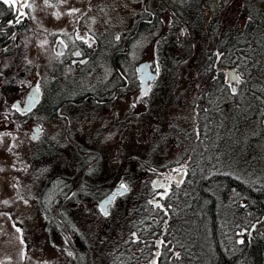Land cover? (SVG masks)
Segmentation results:
<instances>
[{"label": "rangeland", "instance_id": "obj_1", "mask_svg": "<svg viewBox=\"0 0 264 264\" xmlns=\"http://www.w3.org/2000/svg\"><path fill=\"white\" fill-rule=\"evenodd\" d=\"M146 1L148 7L159 4V0H28L23 6L29 13L27 30L0 46V264H187L189 255L195 256L193 264H206L211 233L228 252L240 247L237 236L242 233L236 226L246 215L237 211V204L252 226L256 223L250 205L239 196L244 191L223 188L225 177H237L253 191L264 189V0H192L184 16L182 2L169 0L178 17L172 28L165 18L155 28L137 27L134 20ZM163 1L162 5L167 3ZM79 7L92 11L85 15L72 11ZM51 10L60 13L53 16ZM76 13L84 27L77 34L105 25V62L97 60L93 68L105 72L109 86L120 68L131 92L75 126L44 123L37 110L26 116L14 102L22 100L30 86H38L41 75L48 76L39 59L45 31L53 24L70 25ZM70 27L62 28L66 37L74 32ZM116 35L124 40V58H114ZM143 59H152L158 70L154 91L145 100L151 101L152 118L134 115L135 69ZM231 68L238 82L228 78ZM68 72L61 83L69 79ZM95 75L81 84H96ZM200 96L204 100L197 108L194 100ZM34 124L43 127L47 145L30 137ZM179 161L191 165L187 179L151 212L148 164L165 168ZM85 171L87 179L99 183L90 189L91 202L56 197ZM119 181L129 192L104 216L98 198ZM204 193L209 196L202 197ZM208 197L216 213L214 229L205 216ZM55 201L60 216L45 211ZM198 220L202 236L196 231ZM70 223L89 242L88 263L85 252L80 253L84 260H75L60 234ZM158 225L162 233L149 248L140 235ZM199 237L204 251L195 249Z\"/></svg>", "mask_w": 264, "mask_h": 264}, {"label": "flooded vegetation", "instance_id": "obj_2", "mask_svg": "<svg viewBox=\"0 0 264 264\" xmlns=\"http://www.w3.org/2000/svg\"><path fill=\"white\" fill-rule=\"evenodd\" d=\"M0 1L3 2V0ZM27 1L28 0H16V5H13L11 2L9 4H5V8L8 11H0V13L7 14L11 18L14 17L16 19V23L17 21H25L27 20L29 13H27V10H25L23 6H25ZM166 1L167 3L162 5V2L164 1L159 0V4L157 7L150 5L148 7L146 1V3L142 5L144 10L141 9L139 15L134 20V23L138 25L137 27L153 26L152 28H155L158 24H160V22H163L165 18L167 27L172 28L173 24L175 23V20L178 19V17L174 13L175 9L173 3L168 2L169 0ZM178 1L175 0V2ZM180 2H182L181 9L182 15L184 16L186 15V12L190 10V2L192 4L194 3L192 2V0H180ZM91 7L94 8L95 6L91 5ZM79 8L81 10H79ZM79 8V11H76L78 14L85 15L86 13H88L87 10L89 8ZM92 8L89 9V11H92ZM198 9H202V7L198 5ZM51 11L54 13L53 16H55L56 14L59 15L60 13L56 10ZM77 13L76 20L70 23L71 27L69 29H72V31H74L73 34L70 35V37H66L65 34H63L62 32V28L70 26L67 24L60 23L61 25L59 26L53 24L50 29L45 31V44L39 49V59L40 61H43H41V70H44L45 73H48V76L46 74L41 75L40 77H42V79L38 83V86H30V88L35 87L39 95V99L35 107H33V109H31L30 111H24L19 108H16L18 109V111H22L24 115L28 116L32 114L35 110H37L39 116L41 117V120L44 121V123L53 122V125L58 126L67 124L75 126L78 120L82 119L83 117L86 118L91 117L94 114L99 115L103 113V110L105 111V109L109 108L110 103H116L117 99L122 98L123 94L127 96L128 92H131L129 86L125 83L122 74L123 72L120 68H117L115 70L112 79L114 84L111 86H109L108 82H106L104 79L105 72L100 71V68H93L97 60L105 62V43L108 41L107 36L105 38V25L97 26L95 28V31L86 29L85 32H83L82 34H77L78 30H84L83 26H79L80 21L78 20L79 15L77 16ZM30 16H32L31 13ZM11 18L10 21L7 22V25L14 24ZM184 18L186 19V17ZM186 21H189L188 17ZM59 27L61 28V30L59 29ZM27 28L28 22L23 32L26 31ZM130 37L131 36H129L128 38ZM234 37L235 36L231 37V43H234ZM126 40L129 41V39L125 38V41ZM114 41V45L117 46L114 52V58H124L125 52L121 51V49L123 50V46L121 45L124 40L121 38L118 39L116 35ZM59 58L60 60L62 59L64 61L62 63L57 62V64H55V62L53 61H57V59ZM141 61H151L150 69L152 72L156 73L155 77L152 80L147 81V86L143 89L141 88V78L137 70V65ZM141 61L137 63L135 69V77L138 81V85L137 93L134 100V106L138 110H136L137 112L134 111L136 112L134 115L142 116L145 114H149V117L152 118L155 116V114L151 113L150 115L149 104L151 103V101L149 103L145 100L147 98L146 96L154 91V83L158 77V70L156 66L153 65L152 59H143ZM48 63H51L49 69L47 68V66H45ZM47 69L48 71L46 72ZM67 70L69 71L68 74H72L69 75L70 77L69 79H66V82L61 83L62 77L66 74L65 71ZM94 75L96 77V84H93L94 82L91 81L93 80ZM84 78L85 81L87 80V82L89 81V79H91L90 81L93 83H88L86 85L81 84V81ZM46 80H48L49 82V84L47 85ZM239 80L240 79L238 78L236 82H238ZM232 87H234L233 84ZM111 93L113 94L112 96H110ZM23 99L24 97L22 98V100L19 99L17 101L22 103ZM203 100L204 99L201 96L198 97L196 100H194V105L197 106V108L200 107V102ZM40 127L41 133L37 141L43 139V141H41V144L45 146L47 145L44 141L46 135L43 136V127ZM91 137L92 139H98L96 135H91ZM56 148L57 147H55V149ZM148 166H150L148 170L150 172V188L152 191V196L151 198H149V200L151 202L152 207L157 209L159 208L160 203L166 197V195H170L174 191V189L179 188L181 185L184 184L185 180L187 179L188 170L191 165L189 166V164H185L184 166V163L182 161H179L173 162L165 168L159 167L155 164H148ZM187 166L189 167L187 168ZM87 173L88 172L86 171L84 172V179L81 177L80 180H77L76 176L73 182L69 183L67 181L68 190H65L62 193H58L56 197L60 199L67 197V200L70 199L71 202L74 201L75 203L91 202V199L93 197L92 192L90 193V189L92 190L94 187L99 185V183L95 184L94 180L91 181V178L87 179L85 177V175H88ZM61 177L63 176L60 174V178ZM65 178L69 179V177ZM61 179H59V184L62 182ZM122 184L127 189L126 193H128L130 188L123 181H119L117 182V184L113 185L108 191H106V193L105 191H103L104 193L99 196L97 206L98 209L100 208L99 210L102 211V214L104 216L108 212L105 213V211H103L99 206L100 199L107 195L109 192H111L114 187L121 186ZM124 192H116L114 194L112 202L108 205V209L112 206V204L116 202V200L120 198L121 195H123ZM68 226V229H70V231L65 230V233L61 231L60 234L66 240V244L70 252L73 253L74 256H76L77 253L80 251L79 249H81V247H79L80 245L77 242L83 240L82 242L84 243V245L81 243V245L83 246V253H86H84L86 255V258H90L88 254L92 255V251L89 248L90 245L89 242L86 240V236L80 233L81 231L77 228L78 226H74V224L71 223L68 224ZM68 233H70L72 238L76 237L75 242H73L72 244L68 243L67 238L65 236L68 235ZM157 251L158 249L155 250V253H157ZM88 262L89 260L86 263Z\"/></svg>", "mask_w": 264, "mask_h": 264}, {"label": "trees", "instance_id": "obj_3", "mask_svg": "<svg viewBox=\"0 0 264 264\" xmlns=\"http://www.w3.org/2000/svg\"><path fill=\"white\" fill-rule=\"evenodd\" d=\"M249 9L250 7L248 6V10ZM0 11H3V12L8 11L5 8V3L1 1H0ZM1 14L3 13H0V15ZM10 18L11 17L8 16L7 14H3L0 16V46L7 43L11 38L17 36L19 33L23 32L24 28L27 26V20L16 23V19L14 17L11 18L14 24L7 25L8 24L7 22L10 21ZM236 178L231 179V178L225 177L226 184L223 190H225V188H227L228 186L229 187L236 186L237 188H240V191H244L243 194H240L239 196H241L243 200H245V202H247L248 205H250L249 210L250 212L253 211L254 213L253 217H255L257 221H255L256 223L254 224V227H252V224L250 222L251 218L247 216V213H245L246 211L244 212L243 207L240 204H237V207H238L237 211L238 210L242 211L241 214H243V217H245L246 215V219L242 217L244 219V222H242L240 225H239L240 222H238L236 226V229L240 230V232L242 233V235L240 234L241 236L240 235L237 236L238 238H240L239 241H241L240 247L236 249V251L234 252H228V250L223 248L222 245L220 244L219 240L216 237L217 234L211 233L209 237L211 240V242L209 243L210 248L208 250L205 248L206 249L205 252L207 253L206 254L207 255L206 264H239L238 261H241L242 258L246 259V263L244 264H264V189H262V191L261 189H259L258 191L255 189L253 191L252 186L247 187L248 185L245 184L244 181H242L239 178L237 179ZM201 196L207 197L209 195L204 193ZM207 201H209V204H207V207L205 209V216L208 217L207 219L209 221V225L211 226L210 228L214 229L215 222H217L216 217H215L216 213L212 208V199L208 197ZM55 202L56 203H53L51 205V208L49 207L47 210L45 209V211H49L51 209L54 215L60 216L61 212L58 209L60 207V204L57 203V201ZM147 206L150 209V211L153 212V207L151 206V204L148 205L147 203ZM150 221H151L150 219L149 221L144 220V223L147 224ZM197 222H198V226L196 228L197 234H200V236H202V233H203L202 226L199 220ZM53 223L54 225L57 224L54 220H53ZM68 227H69L68 225H64L63 230L70 231ZM160 227L161 226L158 225L157 228L154 226H151L149 228L147 227V229H144L143 233L140 235V240L143 241L142 243L143 244L148 243L149 248H151L154 244L152 239L155 238V236H159V234L162 233L163 227L161 228ZM244 228H247L248 231L247 229L244 230ZM66 238L69 244H72L73 242H75V239H76V237L72 238L70 233L66 235ZM82 241L77 242L80 245L79 247H81L77 255L75 254L77 261H80L81 258L84 260V256L80 255V253H83V249H82L83 246L81 245V243L83 245L84 243ZM196 242H197L196 243L197 246H195L196 247L195 249H198V247H200L199 250L203 249L204 251L205 250L204 247L201 246L204 244L202 243L201 237H199V240H197ZM139 243L141 244V241ZM191 254L193 253L191 252ZM189 258L190 260L189 262L187 260V264H193V259L195 258V256L189 255ZM85 260L88 261L89 258L85 257ZM159 261L161 262L163 260H159ZM127 264H134V263L129 261ZM160 264H174V262L164 261L163 263L161 262Z\"/></svg>", "mask_w": 264, "mask_h": 264}, {"label": "water", "instance_id": "obj_4", "mask_svg": "<svg viewBox=\"0 0 264 264\" xmlns=\"http://www.w3.org/2000/svg\"><path fill=\"white\" fill-rule=\"evenodd\" d=\"M150 65H151V61H141L137 65V70L141 78V88L142 89L147 86V81L152 80L156 75L155 72L151 71ZM228 74H229L230 80L236 81L238 79V75L235 72L234 68L229 69ZM38 99H39V95H38L37 89L35 87H31L27 91L22 103L19 101H15L14 105L17 108H20L22 110L30 111L31 109H33V107H35V105L38 102ZM40 133H41V127L38 124H34L32 126L30 137L32 139H37ZM124 191H127L125 187L124 188H121L120 186L114 187L111 192H109L107 195H105L103 198L100 199L99 206L101 207V209L105 211V213H107L108 205L112 202V198L114 194L116 192H124Z\"/></svg>", "mask_w": 264, "mask_h": 264}, {"label": "snow or ice", "instance_id": "obj_5", "mask_svg": "<svg viewBox=\"0 0 264 264\" xmlns=\"http://www.w3.org/2000/svg\"><path fill=\"white\" fill-rule=\"evenodd\" d=\"M10 2L14 5L16 3V0H3V3H5V4H9ZM72 11H77V10L73 9ZM17 22H19V21H17ZM233 91H235V89H233ZM14 107H16V106L14 105ZM120 187L124 188V185L122 184Z\"/></svg>", "mask_w": 264, "mask_h": 264}]
</instances>
